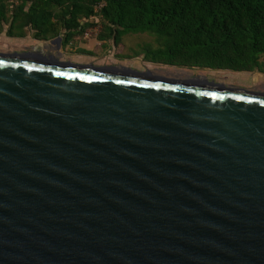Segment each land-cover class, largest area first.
Wrapping results in <instances>:
<instances>
[{
    "label": "water",
    "instance_id": "1",
    "mask_svg": "<svg viewBox=\"0 0 264 264\" xmlns=\"http://www.w3.org/2000/svg\"><path fill=\"white\" fill-rule=\"evenodd\" d=\"M29 48L0 53V264H264V93Z\"/></svg>",
    "mask_w": 264,
    "mask_h": 264
},
{
    "label": "trees",
    "instance_id": "2",
    "mask_svg": "<svg viewBox=\"0 0 264 264\" xmlns=\"http://www.w3.org/2000/svg\"><path fill=\"white\" fill-rule=\"evenodd\" d=\"M95 14L102 21L100 39L114 43L126 32L154 35L157 47L143 54L151 62L262 71L264 0H0V30L7 24L8 36L23 37L12 28L26 27L34 39L46 40L62 29L67 41L83 32L87 23L81 19Z\"/></svg>",
    "mask_w": 264,
    "mask_h": 264
},
{
    "label": "rangeland",
    "instance_id": "3",
    "mask_svg": "<svg viewBox=\"0 0 264 264\" xmlns=\"http://www.w3.org/2000/svg\"><path fill=\"white\" fill-rule=\"evenodd\" d=\"M15 2L16 0H7L8 4ZM81 21L87 23L83 32H75L67 41H64L62 40L63 30L60 29L58 33L60 39L56 44L52 42L55 36L46 40L34 39L32 37L33 30L26 27L12 28L13 33H24L23 37L8 36L5 33L7 24H2L0 53H20L30 50V46L34 48L42 43L51 47H44L41 52L53 53L51 54L53 57L63 62L90 63L93 66H123L135 70H149L157 75L177 79L205 76L225 85L264 93V57L259 58L262 71H231L164 65L151 62L143 57L145 49L151 50L157 47L154 35L148 32L120 33L113 43L111 38L100 39L95 36L101 29L100 26L96 27V24L101 21L98 14L81 19ZM261 73L263 74L260 75Z\"/></svg>",
    "mask_w": 264,
    "mask_h": 264
},
{
    "label": "flooded vegetation",
    "instance_id": "4",
    "mask_svg": "<svg viewBox=\"0 0 264 264\" xmlns=\"http://www.w3.org/2000/svg\"><path fill=\"white\" fill-rule=\"evenodd\" d=\"M58 42V41H57ZM56 40L53 41V43H57ZM49 53L50 55L53 54V53H50V52H47ZM52 56V55H51ZM174 78V77H173ZM191 78H195V79H198V80H202V81H206V82H211V83H215V84H220V85H224V86H227L225 84H222L218 81H215L214 79H210V78H206L205 76H196V77H191ZM191 78H185V79H181V80H188V79H191ZM230 86V85H228Z\"/></svg>",
    "mask_w": 264,
    "mask_h": 264
},
{
    "label": "bare ground",
    "instance_id": "5",
    "mask_svg": "<svg viewBox=\"0 0 264 264\" xmlns=\"http://www.w3.org/2000/svg\"><path fill=\"white\" fill-rule=\"evenodd\" d=\"M44 47H46V46L44 44L43 45L41 44V45L35 46L34 48H38L39 51H41L42 48H44ZM34 48H31V49L33 50Z\"/></svg>",
    "mask_w": 264,
    "mask_h": 264
},
{
    "label": "crops",
    "instance_id": "6",
    "mask_svg": "<svg viewBox=\"0 0 264 264\" xmlns=\"http://www.w3.org/2000/svg\"><path fill=\"white\" fill-rule=\"evenodd\" d=\"M82 22V21H81ZM101 23H102V21H100L99 23H97L96 24V27H98V26H100L101 27ZM96 36V35H95ZM101 41H103V40H101ZM40 44H42V43H40ZM43 45V44H42ZM46 47H51V46H47V45H45ZM263 73H261L260 75H262Z\"/></svg>",
    "mask_w": 264,
    "mask_h": 264
}]
</instances>
